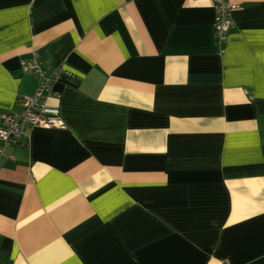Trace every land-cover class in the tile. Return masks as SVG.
Here are the masks:
<instances>
[{
  "label": "crops",
  "instance_id": "0c3cea01",
  "mask_svg": "<svg viewBox=\"0 0 264 264\" xmlns=\"http://www.w3.org/2000/svg\"><path fill=\"white\" fill-rule=\"evenodd\" d=\"M225 1L217 44L212 0H0V113L64 69L0 154L12 264H264V0Z\"/></svg>",
  "mask_w": 264,
  "mask_h": 264
},
{
  "label": "built area",
  "instance_id": "2783aa9c",
  "mask_svg": "<svg viewBox=\"0 0 264 264\" xmlns=\"http://www.w3.org/2000/svg\"><path fill=\"white\" fill-rule=\"evenodd\" d=\"M212 1L215 7V42L219 44L226 40L232 25L231 11L235 6L225 0ZM21 68L22 72L34 75L38 81L31 96L17 99L20 110L0 113V154L4 157L10 156L4 152L5 147L27 136L28 128L50 129L61 125L59 109L49 106L47 99L58 96L52 84L63 67L48 72L47 65L34 53L29 59L22 60Z\"/></svg>",
  "mask_w": 264,
  "mask_h": 264
},
{
  "label": "trees",
  "instance_id": "16d2710c",
  "mask_svg": "<svg viewBox=\"0 0 264 264\" xmlns=\"http://www.w3.org/2000/svg\"><path fill=\"white\" fill-rule=\"evenodd\" d=\"M16 111V110H15ZM0 264H12V259L0 249Z\"/></svg>",
  "mask_w": 264,
  "mask_h": 264
},
{
  "label": "rangeland",
  "instance_id": "374dc122",
  "mask_svg": "<svg viewBox=\"0 0 264 264\" xmlns=\"http://www.w3.org/2000/svg\"><path fill=\"white\" fill-rule=\"evenodd\" d=\"M23 74L28 75V74H30V73L23 72ZM30 75H32V74H30ZM32 76L35 77L34 75H32ZM33 79H34V78H33ZM34 80H37V79L35 78ZM37 81H38V80H37Z\"/></svg>",
  "mask_w": 264,
  "mask_h": 264
}]
</instances>
